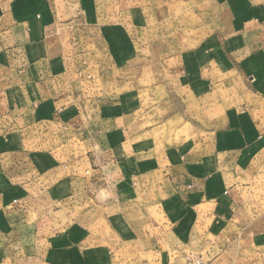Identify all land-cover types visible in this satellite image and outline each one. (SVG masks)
<instances>
[{
  "label": "crops",
  "instance_id": "obj_1",
  "mask_svg": "<svg viewBox=\"0 0 264 264\" xmlns=\"http://www.w3.org/2000/svg\"><path fill=\"white\" fill-rule=\"evenodd\" d=\"M225 2H213L212 24L222 26L226 18L234 25L226 41L242 57L233 73L248 74V96L238 93L239 76L212 85L202 70L200 77L186 76L173 92L168 87V104L175 105L169 136L149 145L161 126L129 130V124L140 127L137 115L116 107L129 94H114L120 100L112 101L111 89L96 85L111 73L100 53L114 39L126 41L117 0H0V219L7 248L18 249L23 264H162L172 258L164 238L138 233L113 239L73 219L72 210L51 207L76 199L84 183L88 190L97 182L105 187L106 200L117 201L120 213L178 198L248 218L262 214L264 4ZM118 49L120 63L128 48ZM85 123L94 153L89 149L83 166L68 164L64 180L58 162L64 146L49 145L48 137L58 138L64 124L81 135ZM83 167L98 177L76 176ZM65 185L66 192L58 191Z\"/></svg>",
  "mask_w": 264,
  "mask_h": 264
},
{
  "label": "rangeland",
  "instance_id": "obj_2",
  "mask_svg": "<svg viewBox=\"0 0 264 264\" xmlns=\"http://www.w3.org/2000/svg\"><path fill=\"white\" fill-rule=\"evenodd\" d=\"M117 1L120 4L117 16H120L125 26L119 27L127 29V32L124 30L126 41L119 45L118 40L114 39L110 44L112 48L107 46V51L100 53L99 60L107 68L110 67L111 73L107 74L110 76L107 80H99L96 85L101 89L108 86L112 101L119 99L114 98V94H129L128 100L126 98L121 101L122 105L115 104L116 107L122 106L125 112L134 117L138 116V121L134 120L139 122L140 127L129 124V130H149L152 124L161 126L156 128V133L153 134L155 140L150 141L149 145L157 143L159 137L169 136L166 127L169 108H172V114L175 108V105L168 104L169 89L173 92L172 87L176 89V84H180L186 76L194 79L200 77L202 72L210 85L238 79L239 76L238 93L240 96H248L245 88L249 80L248 74L243 71L233 73V64L242 66V60L238 62L242 57L235 53L234 56L226 41L227 36L235 32L234 25L226 24V18L222 26L212 24L210 10L216 0ZM222 1L230 0H217ZM231 1L264 4V0ZM121 47L128 49L127 55L121 56L119 63V56L116 54L121 55L122 51L116 49ZM108 53L112 55L110 58ZM115 64L126 68L120 69ZM223 89L225 93L227 90ZM233 98V95L229 97ZM81 107L82 111H87V105ZM86 125L87 123L78 131L81 135L74 134L75 131L67 129L64 124L58 127L61 130L58 138L48 137L49 145L64 146V153L58 160L65 168L64 180L71 174L68 164L75 160L83 166L82 160H88L89 149L94 153L89 145V140L93 144V139L86 135ZM133 136L135 137L134 133ZM115 138L118 141L120 137ZM151 138L145 135V139ZM89 156L92 158V155ZM89 171L83 167L76 176L81 174L86 181L88 177L92 180L98 177L91 168ZM84 185L80 184V190H76L82 193L76 199L55 201L51 207L72 210L69 214L74 216L73 219H84L94 230L106 232L108 236L111 234L113 239L138 233L164 238L165 246L172 252V258L162 264H190L197 259L203 264H264V199L260 201L262 214L256 218L217 210L212 203L178 198L160 205L138 206L120 213L119 206H115L117 201L106 200L105 187L97 182L88 190ZM66 190L67 185L58 191ZM83 192L88 194L85 196ZM257 192L264 197V185ZM182 194L189 193L182 191ZM109 203H112V210L104 212L103 206ZM215 211L219 212L218 218ZM2 226L0 219V264H23L19 260L23 258L18 256L19 250L7 248V231ZM37 261L38 259L34 262L27 260L26 264H37Z\"/></svg>",
  "mask_w": 264,
  "mask_h": 264
},
{
  "label": "built area",
  "instance_id": "obj_3",
  "mask_svg": "<svg viewBox=\"0 0 264 264\" xmlns=\"http://www.w3.org/2000/svg\"><path fill=\"white\" fill-rule=\"evenodd\" d=\"M190 264H203L201 260H195L194 262H191Z\"/></svg>",
  "mask_w": 264,
  "mask_h": 264
}]
</instances>
